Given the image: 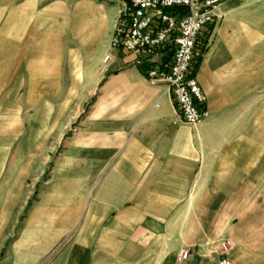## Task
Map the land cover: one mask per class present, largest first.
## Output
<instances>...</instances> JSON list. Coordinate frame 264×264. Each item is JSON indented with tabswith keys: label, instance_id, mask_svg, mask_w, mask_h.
Returning a JSON list of instances; mask_svg holds the SVG:
<instances>
[{
	"label": "crops",
	"instance_id": "obj_1",
	"mask_svg": "<svg viewBox=\"0 0 264 264\" xmlns=\"http://www.w3.org/2000/svg\"><path fill=\"white\" fill-rule=\"evenodd\" d=\"M10 1L0 0V92L9 77L43 75L46 84L57 75L59 89L94 99L59 165L71 186L67 201L77 211L86 205L75 238L96 252L121 247L122 264H178L183 249L187 264L197 256L219 264L212 254L230 240L231 264H248L238 258L247 244L235 222L257 202L264 171V43L251 16L233 11L230 0L204 31L193 72L208 117L193 127L132 54L115 51L105 62L118 4L110 13L115 4L76 1L74 20L56 2L26 10L16 31L3 27L17 9ZM66 35L71 43L52 48ZM171 55L166 48L163 61Z\"/></svg>",
	"mask_w": 264,
	"mask_h": 264
},
{
	"label": "rangeland",
	"instance_id": "obj_2",
	"mask_svg": "<svg viewBox=\"0 0 264 264\" xmlns=\"http://www.w3.org/2000/svg\"><path fill=\"white\" fill-rule=\"evenodd\" d=\"M37 1L11 0L9 5L17 9L6 14L3 27L20 31L28 20L26 10L44 11L56 2L58 13L74 19V2L80 0ZM233 2V11L251 16L259 43H264V0ZM108 6L114 13L118 5ZM70 40L67 35L53 38L52 48ZM113 52L110 43L105 62ZM50 79L43 84V75H16L0 92V264H122L121 247L96 252L91 251L96 245L75 238L86 205L77 211L67 201L71 186L59 165L94 99L59 89L57 75ZM260 165L264 167V156ZM256 201L243 206L244 218L235 222L247 244L242 253L237 251L238 258L248 264H264V171L258 174ZM221 251L212 254L216 261Z\"/></svg>",
	"mask_w": 264,
	"mask_h": 264
},
{
	"label": "built area",
	"instance_id": "obj_3",
	"mask_svg": "<svg viewBox=\"0 0 264 264\" xmlns=\"http://www.w3.org/2000/svg\"><path fill=\"white\" fill-rule=\"evenodd\" d=\"M120 6L111 48L134 56L151 83L163 84L172 96L179 116L193 127L207 117V98L194 76L195 54L204 31L220 18L217 9L230 0H101ZM172 48L171 60L163 52ZM110 56L106 58V62ZM231 242L221 244L219 264H231ZM189 250L183 249L178 264H187Z\"/></svg>",
	"mask_w": 264,
	"mask_h": 264
},
{
	"label": "water",
	"instance_id": "obj_4",
	"mask_svg": "<svg viewBox=\"0 0 264 264\" xmlns=\"http://www.w3.org/2000/svg\"><path fill=\"white\" fill-rule=\"evenodd\" d=\"M201 261L200 257H195L194 260L191 262V264H199Z\"/></svg>",
	"mask_w": 264,
	"mask_h": 264
}]
</instances>
